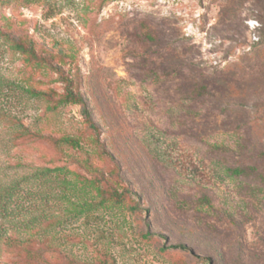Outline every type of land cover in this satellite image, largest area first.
<instances>
[{
    "label": "rangeland",
    "instance_id": "obj_1",
    "mask_svg": "<svg viewBox=\"0 0 264 264\" xmlns=\"http://www.w3.org/2000/svg\"><path fill=\"white\" fill-rule=\"evenodd\" d=\"M1 34L44 65L0 38V166L19 178L69 162L51 139L12 142L81 130L79 105L46 99L69 86L114 156L92 162L119 172L137 209L74 215L58 195H15L0 264H264V0H0ZM246 157L254 174L229 176Z\"/></svg>",
    "mask_w": 264,
    "mask_h": 264
},
{
    "label": "trees",
    "instance_id": "obj_2",
    "mask_svg": "<svg viewBox=\"0 0 264 264\" xmlns=\"http://www.w3.org/2000/svg\"><path fill=\"white\" fill-rule=\"evenodd\" d=\"M0 38L5 40L7 47L21 56L22 62L27 66H34L35 68L42 67L43 62L36 57L32 49L28 48L24 42L19 39L11 38L7 34H1ZM12 84L4 77L0 78V96L8 95ZM23 91L32 95L47 97V92L36 91L31 87H21ZM200 94V93H198ZM50 95L54 99L48 97L51 103V108L58 107L64 104H77L80 106L81 116V130H76L74 133H58L50 132V134L43 135L41 131L30 132L23 128V131L14 133L12 142H23L27 139L26 144H34L32 138L51 139L60 151L63 152L64 157L68 159L63 165H40L32 166L31 169L19 178H13L7 173V165L0 166V205L5 209L8 202L15 195H58L61 200L66 202L74 215L87 214L92 209H113V208H127L131 212L137 209L136 202L132 199L133 191L123 182L119 172L114 173V170L104 171L92 162L91 155L96 156V160L100 161H114V156L110 154L100 141L99 132L94 123L89 109L84 100L76 95L69 86L65 87L64 92L59 94L51 91ZM22 127L23 125L19 123ZM24 127V126H23ZM85 130V131H84ZM88 140L96 146L93 151H86L83 149V144ZM239 149L243 148V143H246L241 137L238 138ZM245 141V142H244ZM35 146V145H34ZM225 151V149H222ZM46 155H42L45 157ZM250 157H246L240 161L235 167L228 169L229 176H240L249 178L252 176L254 168L252 166L246 167L245 162ZM15 164V165H13ZM77 164L82 166L87 172V175L81 174L75 170L72 165ZM15 168L23 166L20 162L8 161V167ZM118 169V167H116ZM255 176H258L257 174ZM35 222V221H34ZM32 222V228H37L36 224ZM39 234V231H36ZM146 237H151L150 232H146ZM37 238L32 235L25 240L27 244L32 243ZM172 249L187 250L185 245H174Z\"/></svg>",
    "mask_w": 264,
    "mask_h": 264
}]
</instances>
